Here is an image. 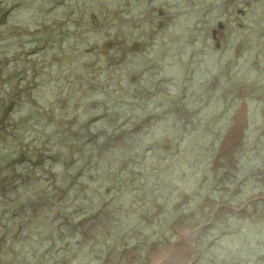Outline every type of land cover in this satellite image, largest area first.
Returning <instances> with one entry per match:
<instances>
[{
  "label": "rangeland",
  "instance_id": "1",
  "mask_svg": "<svg viewBox=\"0 0 264 264\" xmlns=\"http://www.w3.org/2000/svg\"><path fill=\"white\" fill-rule=\"evenodd\" d=\"M0 264H264V0H0Z\"/></svg>",
  "mask_w": 264,
  "mask_h": 264
},
{
  "label": "water",
  "instance_id": "2",
  "mask_svg": "<svg viewBox=\"0 0 264 264\" xmlns=\"http://www.w3.org/2000/svg\"><path fill=\"white\" fill-rule=\"evenodd\" d=\"M219 27L221 28V25H219ZM137 47H138V44L136 43L134 44L133 49H137Z\"/></svg>",
  "mask_w": 264,
  "mask_h": 264
},
{
  "label": "flooded vegetation",
  "instance_id": "3",
  "mask_svg": "<svg viewBox=\"0 0 264 264\" xmlns=\"http://www.w3.org/2000/svg\"><path fill=\"white\" fill-rule=\"evenodd\" d=\"M219 25H221V26H222V24H221V23H219ZM134 44H136V43H134ZM137 44H138V47H139V43H137ZM138 47H137V48H138Z\"/></svg>",
  "mask_w": 264,
  "mask_h": 264
}]
</instances>
